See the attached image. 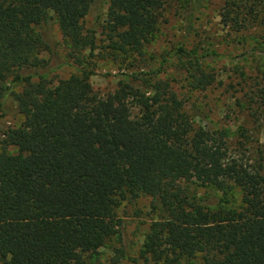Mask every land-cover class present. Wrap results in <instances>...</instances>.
Masks as SVG:
<instances>
[{
  "label": "trees",
  "instance_id": "obj_1",
  "mask_svg": "<svg viewBox=\"0 0 264 264\" xmlns=\"http://www.w3.org/2000/svg\"><path fill=\"white\" fill-rule=\"evenodd\" d=\"M93 1L0 0V99L12 95L22 117L0 135V264H88L121 232L118 204L141 194L155 213L143 264H264V158L230 151L228 131L189 112L160 67L141 70L169 1L108 0L101 56L125 70L105 96L89 81L98 45L84 20ZM206 1L180 0L186 31ZM246 6L223 0L221 22L239 32ZM52 20L76 71L55 83L41 56L49 43L40 28ZM179 52L191 88L216 80L197 51ZM255 100L264 108V84Z\"/></svg>",
  "mask_w": 264,
  "mask_h": 264
},
{
  "label": "rangeland",
  "instance_id": "obj_2",
  "mask_svg": "<svg viewBox=\"0 0 264 264\" xmlns=\"http://www.w3.org/2000/svg\"><path fill=\"white\" fill-rule=\"evenodd\" d=\"M168 1L158 31L146 46L145 61L139 62L141 70L160 67L162 76L167 75L172 88L185 100L189 112L192 108L197 109L207 117L204 119L207 125L228 131L226 139L232 148L230 151L239 149L245 153L242 157H248L250 162L264 158V108H259V101L255 100L256 89L264 84V0H247V6L242 9L247 15L244 14L243 25L237 33L220 20L223 0H207L195 21L194 30L189 32L182 22L180 0ZM107 4L108 0H94L84 20L85 27L96 33L98 46L94 49L95 54L88 58L94 72L89 81L100 96L117 88L120 72L125 70L120 60L101 56L104 53L101 46L107 43L101 27ZM51 22L52 25L40 28L49 43L41 56L50 61L52 68L47 77L55 83L76 71L57 22ZM180 48L195 50L201 55L206 68L215 74L216 80L211 85L204 89L190 87L181 69ZM20 89V84L13 86L16 92ZM21 120L13 96L0 99V135L7 126H18ZM9 150L13 151V148ZM181 185L194 188L184 181ZM209 190L198 188L195 191L202 196L210 193ZM233 193L237 205L240 203L239 188H234ZM116 212L123 224L121 232L107 240L97 253L86 255L88 264H143L139 258L140 245L150 218L155 217L150 197L141 194L135 199H123Z\"/></svg>",
  "mask_w": 264,
  "mask_h": 264
}]
</instances>
